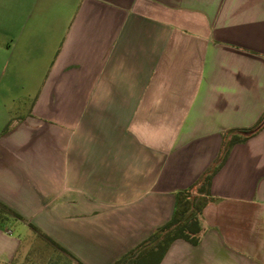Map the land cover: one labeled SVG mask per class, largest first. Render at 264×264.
<instances>
[{
	"label": "crops",
	"instance_id": "0c3cea01",
	"mask_svg": "<svg viewBox=\"0 0 264 264\" xmlns=\"http://www.w3.org/2000/svg\"><path fill=\"white\" fill-rule=\"evenodd\" d=\"M263 115L264 0H0V264H114ZM210 194L160 264H264V127Z\"/></svg>",
	"mask_w": 264,
	"mask_h": 264
},
{
	"label": "trees",
	"instance_id": "16d2710c",
	"mask_svg": "<svg viewBox=\"0 0 264 264\" xmlns=\"http://www.w3.org/2000/svg\"><path fill=\"white\" fill-rule=\"evenodd\" d=\"M263 127L264 115L251 128L229 131L225 135L224 149L220 153L218 160L202 175L193 187L177 193L176 208L171 220L154 231L135 249L119 258L114 264H160L175 241L184 240L192 245H197L203 232L201 223L202 210L208 202L213 200L210 194L213 177L225 164L230 149L236 144L246 142ZM17 217V215L0 205V226L6 225ZM47 240L59 250L65 252L53 241L48 238ZM67 264H70V261Z\"/></svg>",
	"mask_w": 264,
	"mask_h": 264
},
{
	"label": "rangeland",
	"instance_id": "374dc122",
	"mask_svg": "<svg viewBox=\"0 0 264 264\" xmlns=\"http://www.w3.org/2000/svg\"><path fill=\"white\" fill-rule=\"evenodd\" d=\"M34 254H35V249L33 248L31 251V255H34Z\"/></svg>",
	"mask_w": 264,
	"mask_h": 264
}]
</instances>
